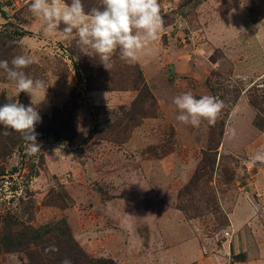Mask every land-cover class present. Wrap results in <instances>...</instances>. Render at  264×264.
I'll return each instance as SVG.
<instances>
[{
  "label": "rangeland",
  "instance_id": "obj_1",
  "mask_svg": "<svg viewBox=\"0 0 264 264\" xmlns=\"http://www.w3.org/2000/svg\"><path fill=\"white\" fill-rule=\"evenodd\" d=\"M29 3L0 0V60L36 58L25 72L49 85L33 99L42 147L27 155L0 125V236L65 222L91 264H233L212 245L264 238L263 202L241 230L229 218L264 195V0H158L165 23L151 54L128 64L117 53L110 71L62 31L45 35ZM187 91L223 101L214 125L175 120L173 98ZM15 94L0 69V106L32 104ZM35 242L0 246V264H27L31 252L65 260L55 234Z\"/></svg>",
  "mask_w": 264,
  "mask_h": 264
},
{
  "label": "clouds",
  "instance_id": "obj_2",
  "mask_svg": "<svg viewBox=\"0 0 264 264\" xmlns=\"http://www.w3.org/2000/svg\"><path fill=\"white\" fill-rule=\"evenodd\" d=\"M28 10L40 21L45 35L62 31L66 38L75 39L81 53L97 59L109 71L117 53L128 64H135L141 55H150L149 45L157 40L165 23L158 0H97L88 11L83 0H70V4L66 0H30ZM35 62L36 58L28 54L14 56L10 64L0 60V69L15 86V96L23 92L32 99V104L25 106L9 97V102L0 106V125L21 135L29 156L37 155L42 147L35 131L42 118L33 99L37 93L45 96L49 87L45 80L25 72ZM173 103L179 113L175 120L193 127H199L202 121L214 125L223 107L219 98L212 95L196 98L192 91L177 95ZM255 159L264 161V155L257 153ZM62 264L71 261L65 259Z\"/></svg>",
  "mask_w": 264,
  "mask_h": 264
},
{
  "label": "crops",
  "instance_id": "obj_3",
  "mask_svg": "<svg viewBox=\"0 0 264 264\" xmlns=\"http://www.w3.org/2000/svg\"><path fill=\"white\" fill-rule=\"evenodd\" d=\"M254 191H250L253 193ZM249 195V199H250ZM257 197H251L250 203L237 204L234 206L232 212L229 214L231 227L233 230H241L245 223L248 221L249 212L254 211L257 208V201L264 203V195L262 196L260 193L256 194ZM243 213V216L240 215ZM248 223V222H247ZM246 227V225H245ZM250 241L248 238L243 236L242 238L235 239L232 244L222 243V248L216 246V244L212 245L215 253L214 257H220L219 254L222 255V260L224 262L228 261L227 255L231 254L234 257L232 260L233 264H264V238L257 239V237L252 238L250 236ZM204 260H202L203 262ZM229 263V261H228Z\"/></svg>",
  "mask_w": 264,
  "mask_h": 264
},
{
  "label": "trees",
  "instance_id": "obj_4",
  "mask_svg": "<svg viewBox=\"0 0 264 264\" xmlns=\"http://www.w3.org/2000/svg\"><path fill=\"white\" fill-rule=\"evenodd\" d=\"M19 36H23L22 33L19 34ZM145 87V86H143ZM254 126L257 127V124H254ZM214 131V130H213ZM221 133V131H220ZM53 136L57 141H61V138L58 134L53 133ZM64 224V225H63ZM26 233H21V234H16L15 232H9V236H0V246L3 245V248L6 247L7 250L12 249V248H26L30 244L36 243L35 241L37 239H41L46 234H55L59 240L58 244L64 243L62 245L64 248L59 249L58 251V256H70L73 260H70L73 264H91L88 263L90 260H87L84 258L83 255L80 254V252L73 247L75 244L70 245L68 243L69 238V232L68 228L65 222L62 223V227L59 228L58 224L54 225H49L45 227H40V228H26L25 229ZM39 255L36 253L31 252L28 254V259L29 263L27 264H42L39 262ZM62 258V259H66ZM95 264H114L113 261L111 260H101V261H96Z\"/></svg>",
  "mask_w": 264,
  "mask_h": 264
},
{
  "label": "built area",
  "instance_id": "obj_5",
  "mask_svg": "<svg viewBox=\"0 0 264 264\" xmlns=\"http://www.w3.org/2000/svg\"><path fill=\"white\" fill-rule=\"evenodd\" d=\"M10 1H11L13 6H16V5H18V3L22 2V1H26L27 2L29 0H10ZM225 235L228 236V237L232 236V234H229L228 232H225Z\"/></svg>",
  "mask_w": 264,
  "mask_h": 264
}]
</instances>
